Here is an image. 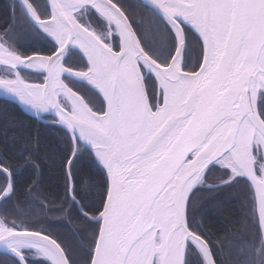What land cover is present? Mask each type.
Listing matches in <instances>:
<instances>
[{
    "label": "snow or ice",
    "instance_id": "snow-or-ice-1",
    "mask_svg": "<svg viewBox=\"0 0 264 264\" xmlns=\"http://www.w3.org/2000/svg\"><path fill=\"white\" fill-rule=\"evenodd\" d=\"M10 7L42 46L5 23L0 89L66 140L58 155L38 130L0 144V247L14 264H81L24 211L53 167L50 210L92 229L83 264H227L194 192L242 184L256 229L243 264H264V0H153L151 31L124 0ZM214 168L225 178L209 183Z\"/></svg>",
    "mask_w": 264,
    "mask_h": 264
},
{
    "label": "trees",
    "instance_id": "trees-1",
    "mask_svg": "<svg viewBox=\"0 0 264 264\" xmlns=\"http://www.w3.org/2000/svg\"><path fill=\"white\" fill-rule=\"evenodd\" d=\"M41 4L44 0H40ZM131 13L146 31H151L156 24L155 14L151 8L143 4L140 0H124ZM17 5L14 0H0V30L5 25H16L17 38L25 44H38L42 42L35 36L31 25L18 11H13L10 5ZM198 54V47L192 53L193 62ZM3 67L0 66V71ZM22 75H29L30 81H38L34 72H22ZM38 130L42 141H49L54 152L58 155L59 149L66 144L63 134L58 129L43 123L33 116L25 113L15 103L0 98V144L8 142L18 145L25 139L27 134ZM17 140L13 141L12 137ZM13 157L19 160L18 154L13 151ZM26 176L27 174H23ZM224 177L222 170L212 169L209 173V183L219 182ZM227 195L218 193L217 199L210 197L212 193L201 188L194 192V199L199 207L206 209L205 216L208 225L213 231L219 233L222 244V254L227 264H243L249 258L248 245L255 241L256 229L252 220V212L249 210L252 193L248 187L236 186L230 190L224 189ZM58 193H62L59 181L56 176V169L50 168L43 178V182L38 190L30 196L23 197L24 211L28 217L37 223H42L50 230L60 233L65 240L69 241L76 250V258H84V249L90 243L88 236L92 229L88 227V222L79 217L75 211L71 214L51 211L50 200ZM19 222V221H18ZM0 264H14L13 258L8 253L0 252Z\"/></svg>",
    "mask_w": 264,
    "mask_h": 264
},
{
    "label": "water",
    "instance_id": "water-1",
    "mask_svg": "<svg viewBox=\"0 0 264 264\" xmlns=\"http://www.w3.org/2000/svg\"><path fill=\"white\" fill-rule=\"evenodd\" d=\"M143 4H145L146 6H148L149 8L152 9V4H153V0H140ZM17 2L19 3V0H17ZM1 67H3L2 65H0ZM0 98L11 101L13 103H15L21 110H23L25 113L29 114L30 116L35 117L36 119H38L39 121L43 122V123H48L50 124V122L52 121V115L49 113H44L42 114L40 117H37L33 111H31L30 109H28L26 106H24L17 98H15L14 96L5 93L2 89H0ZM0 252L2 253H8L9 252L0 247Z\"/></svg>",
    "mask_w": 264,
    "mask_h": 264
},
{
    "label": "rangeland",
    "instance_id": "rangeland-1",
    "mask_svg": "<svg viewBox=\"0 0 264 264\" xmlns=\"http://www.w3.org/2000/svg\"><path fill=\"white\" fill-rule=\"evenodd\" d=\"M15 2H17V0H14ZM18 3V2H17ZM193 63H195V62H193ZM30 82H39V81H30ZM242 186H243V188H245L246 189V185H243L242 184ZM78 261H80L81 262V264H83V259L84 258H82V259H79V258H76Z\"/></svg>",
    "mask_w": 264,
    "mask_h": 264
}]
</instances>
